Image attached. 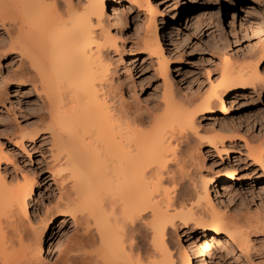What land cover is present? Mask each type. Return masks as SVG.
<instances>
[{
	"label": "bare ground",
	"instance_id": "bare-ground-1",
	"mask_svg": "<svg viewBox=\"0 0 264 264\" xmlns=\"http://www.w3.org/2000/svg\"><path fill=\"white\" fill-rule=\"evenodd\" d=\"M113 1L0 0V28L9 39L8 51L24 59L22 74L35 81L32 85L40 90L45 107L34 129L18 125L11 132L13 141L32 142L46 134L52 168L63 171L58 185L63 184V190L39 224L27 209L33 183L24 179L10 184L0 171V264H52L44 252L57 253L62 264H193L173 237L179 227L190 225L199 229L196 239L206 237L201 244L193 243L191 252L195 264H204L202 255L211 259L224 247L246 250L250 228L264 230L262 215V222L248 221L216 207L209 192L216 175L208 179L202 168L203 149L214 147L220 153L226 139L238 133L235 128L226 132L222 122L234 107L233 99L239 93L264 95V42L239 59L225 56L215 82L180 95L168 79L158 36L157 18L164 23L169 18L150 0L112 5L117 18L119 11L123 20L124 11L140 15L134 26L138 40L125 49L111 31L122 20L111 24L107 18V4ZM241 7L245 16L253 14L250 4ZM185 11L181 1L176 16ZM174 29H164L170 44L177 41ZM136 53L153 56V67L162 77L157 106H123L120 92L110 95L116 91L112 66ZM5 86L1 80L0 103L6 98ZM113 97H119V105L110 103ZM210 114L221 115L218 127L200 128L202 117ZM245 145L246 156L264 174V137H251ZM233 167L218 175L228 192L229 181L240 179ZM65 216L82 227V233L62 244V250L43 247L55 217L61 222Z\"/></svg>",
	"mask_w": 264,
	"mask_h": 264
},
{
	"label": "rangeland",
	"instance_id": "rangeland-1",
	"mask_svg": "<svg viewBox=\"0 0 264 264\" xmlns=\"http://www.w3.org/2000/svg\"><path fill=\"white\" fill-rule=\"evenodd\" d=\"M181 1L186 6V11L184 16L178 18L176 7ZM150 2L163 10L169 18V22L165 23L157 18L158 36L163 47L162 53L167 59L168 74L171 77L168 76V79L174 83V88L180 95L204 90L209 81L215 82L219 66L225 56L231 55L239 59L264 42V0H150ZM123 3L128 4V0H114L107 4L106 14L110 23L114 24L117 21L116 15L111 13V6L115 4L119 6L117 8H121ZM248 4L252 7L253 14L245 16V11L240 7ZM121 12H118L117 19L122 22L118 23L119 25L115 23L111 31L116 35L119 45L122 44L125 49L133 48L134 42L138 40L134 26L140 15L124 11L127 13L125 14L127 19L123 20L125 17L123 18ZM171 25L177 34V41L174 44L168 42L164 31ZM8 41L0 28V52H6L4 56L0 55V81L6 82L4 88L6 98L0 103V150L2 155H7V158L1 155L0 171L10 184L15 183L14 180L24 179L33 183V191L27 200V209L32 220L39 224L55 205L59 191L63 190V184L58 187L63 171L58 172L56 168H52L50 141L46 134L32 142L13 141V133L16 132L18 125L26 126L27 130L34 129V121L36 122V118L44 112L45 107L44 103H41L40 90L36 88L38 92L35 91L32 85L35 81L32 82L27 76L30 78L28 80L22 74L24 59H21L17 52L8 51ZM122 60L125 63L118 60L117 66L115 68L112 66L114 69L112 73L114 78L111 76L112 85L115 89L113 86L112 88L116 91L113 93L114 90L111 88L110 95L116 96L120 92L123 98L120 102L126 103H122L123 106L127 104L135 107L139 105L151 107L154 104L157 106L163 85L162 77L155 71L156 67H153L154 57L136 53L129 58L123 56ZM261 69L264 72V61ZM14 82H19L20 85ZM117 99L119 97L110 103L114 101L115 105H119ZM227 101L226 99L225 104L229 107ZM232 105L234 107L222 122L226 126V132L235 128L238 133L226 139L225 149H221L220 153L214 147L203 149L205 157L202 168L208 179L216 175V180L209 184L211 200L216 207L231 217H245V220L248 218V221L258 222V217L264 216V174L259 166L246 156L245 143L251 137L256 140L264 137V95L247 97L239 93L233 99ZM217 116L221 115L210 114L202 117L200 128L218 127ZM230 164L236 168V176L240 179L229 181L232 182V189L228 192L218 177ZM62 219L60 222V217H55L56 223L49 230L51 238L43 242V247L56 245L62 250L69 239L82 233L83 228L75 227L76 224L71 217L65 216ZM253 228H250L251 232L249 231L250 245L246 250L235 252L230 248L224 247L223 250L220 248L214 251L211 259L202 255L204 264H264V230L257 227L255 231ZM198 232L197 226L190 225L184 228L181 226L176 234L178 237L173 235L176 246L190 254L193 264L195 258L191 253L192 245L201 244L206 238L196 239ZM220 236L226 237L223 233ZM197 249L201 253V249L199 247ZM43 255H47L49 263L62 264L55 256L57 253L44 252Z\"/></svg>",
	"mask_w": 264,
	"mask_h": 264
}]
</instances>
